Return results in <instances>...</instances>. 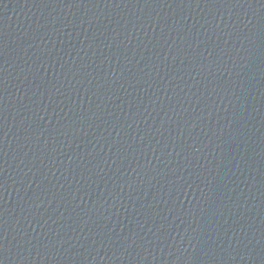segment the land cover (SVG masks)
Here are the masks:
<instances>
[{"label": "water", "instance_id": "95a60500", "mask_svg": "<svg viewBox=\"0 0 264 264\" xmlns=\"http://www.w3.org/2000/svg\"><path fill=\"white\" fill-rule=\"evenodd\" d=\"M0 264H264V0H0Z\"/></svg>", "mask_w": 264, "mask_h": 264}]
</instances>
